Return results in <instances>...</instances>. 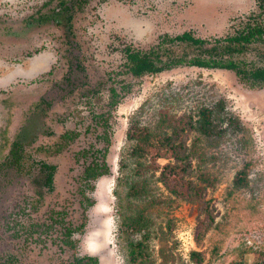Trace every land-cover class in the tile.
Masks as SVG:
<instances>
[{"label": "rangeland", "instance_id": "374dc122", "mask_svg": "<svg viewBox=\"0 0 264 264\" xmlns=\"http://www.w3.org/2000/svg\"><path fill=\"white\" fill-rule=\"evenodd\" d=\"M261 1L87 0L67 39L51 12L57 0H0V264H65L72 255L96 264H264V83L186 64L136 77L124 51L188 30L210 40L232 34L262 14ZM262 54L255 45L243 58L257 65ZM161 111L184 125L177 156H138L132 126L160 130ZM67 130L77 132L69 141L60 137ZM160 131L173 135L171 126ZM12 141L23 146L19 164L8 159ZM92 146L107 172L86 181L91 154L78 151ZM40 162L55 166L52 189ZM168 162L182 163L191 184L200 171L213 184L196 200L177 199L161 180ZM60 211L66 225L84 223L72 246ZM138 214L148 219L146 238L127 227Z\"/></svg>", "mask_w": 264, "mask_h": 264}, {"label": "trees", "instance_id": "16d2710c", "mask_svg": "<svg viewBox=\"0 0 264 264\" xmlns=\"http://www.w3.org/2000/svg\"><path fill=\"white\" fill-rule=\"evenodd\" d=\"M87 0H57V6L66 13L67 18V33L65 36L71 35L72 18L74 9H80V7ZM259 10L262 14L255 16H248L245 21H242L232 34L225 35L223 37H217L210 40L209 38L195 37L193 33L183 31L180 34H176L172 37L168 35L162 36L159 43L150 47L147 50L136 49L130 46L124 48L126 55V67L128 72L133 76H142L148 73H158L164 69L177 66L179 64H186L191 66H197L202 68H220L234 71V73L241 79L249 81L253 85H262L264 83V61L261 64H249L243 56L251 52L255 45H264V0L258 4ZM43 15L40 17L43 20ZM262 19V21H260ZM264 57V54L259 56ZM264 59V58H263ZM111 95L108 102L109 106H114L117 101V93L113 87L110 88ZM95 119L101 118L102 122L106 119H102L101 113L93 114ZM202 124L200 129L203 132H207L206 126L211 124L208 109L200 111ZM159 126L157 129L164 130L166 127H173L172 133L167 131H160L150 129L143 126H132L130 131V138L136 141L134 146V152L138 156L149 155L151 157H161L169 154L177 156L178 147L174 142V134H177L180 128H184V125L173 124L171 115L166 111L160 112L158 118ZM105 123V122H104ZM69 132L63 134V138H69ZM103 137L105 135L103 134ZM107 140V138L105 137ZM20 141L13 142V148L10 155L13 156L14 161L19 164L21 159L20 151L23 150V146ZM83 156H92L90 164H88L82 171V178L84 180L96 179L99 175L107 172L105 163L101 160V163H97V150L92 146L91 148L81 151ZM193 151L191 150L189 155L191 156ZM101 158L104 156V152L100 153ZM188 156V155H187ZM40 167L43 172L42 184L47 189H52L53 173L55 166L42 163ZM185 171V166L181 163L168 162L163 166L162 178L164 184L167 185L169 191L177 199L196 200L200 197L201 192L206 186L213 184L206 172L200 171L198 174L199 183L191 184L188 180L183 179L182 174ZM238 172L235 175V182L239 183L243 181V177ZM171 179V180H170ZM89 187L91 186L88 184ZM138 189L136 186H133ZM132 187V188H133ZM134 188L132 190H134ZM140 190V189H139ZM137 192V191H136ZM139 193V192H137ZM91 204V201H88ZM65 212L60 211L58 215L60 218L56 220L64 228L62 241L68 246H72L70 239L73 231L80 230L84 223L82 222L78 227H72L65 224ZM127 227L131 231L143 232V237H147L146 231L148 227V219L141 214L130 217L127 221ZM138 244V243H136ZM132 245V244H131ZM130 259L135 260L137 252L133 249H129ZM196 251H191L190 256L197 261ZM97 258L93 256H75L72 255L65 264H96ZM137 264V263H134ZM239 264V263H236Z\"/></svg>", "mask_w": 264, "mask_h": 264}, {"label": "flooded vegetation", "instance_id": "af4514ba", "mask_svg": "<svg viewBox=\"0 0 264 264\" xmlns=\"http://www.w3.org/2000/svg\"><path fill=\"white\" fill-rule=\"evenodd\" d=\"M52 13H54V15H53V17L56 19V22L57 23H63V24H65V27H66V24H67V18H66V13L64 12V11H62L61 10V8L60 7H58L57 6V4L55 5V7H54V9H52V11H51ZM46 16V15H45ZM48 17H50V16H48ZM73 19V18H72ZM41 20V19H40ZM72 23V22H71ZM66 30H67V27H66ZM71 32H72V25H71ZM72 34H73V32H72ZM72 34L71 35H68V37L67 36H65L67 39H70V37H72ZM111 88V87H110ZM110 88H109V96L111 95V91H110ZM114 88V87H113ZM115 89V88H114ZM116 91V90H115ZM117 93V92H116ZM118 96V95H117ZM109 102V101H108ZM110 107H112V106H110ZM99 119H101V118H99ZM67 132H69V134H70V137L69 138H63V134L64 133H67ZM76 134H77V132H75L74 130H67V131H64L61 135H60V137L62 138V139H64L65 141H69V139H71V138H73V137H75L76 136ZM63 140V141H64ZM13 142H15V141H12V143L10 144V148H9V151H8V159L9 160H11L12 162H15L14 161V158H13V156H11L10 155V152H11V149L13 148ZM84 150V149H83ZM81 151L82 150H79L78 151V154H80V157H84V159L87 157H85V156H83L82 154H81ZM22 156V155H21ZM90 158H91V160H92V156H89ZM23 158V156L21 157V159ZM20 159V160H21ZM91 160H90V162H91ZM90 162L88 163V164H90ZM20 163V162H19ZM42 163H44V162H40L39 163V166L40 167H43V166H41V164ZM47 164V163H46ZM88 164H86L85 166H84V168L88 165ZM84 168H83V170H84ZM82 170V171H83ZM53 176H54V173H53ZM81 177H82V174H81ZM84 180V179H83Z\"/></svg>", "mask_w": 264, "mask_h": 264}]
</instances>
